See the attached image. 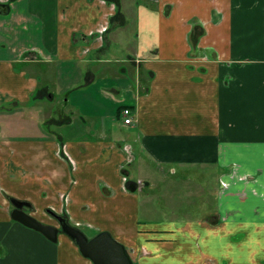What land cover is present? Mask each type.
I'll list each match as a JSON object with an SVG mask.
<instances>
[{"label":"crops","instance_id":"1","mask_svg":"<svg viewBox=\"0 0 264 264\" xmlns=\"http://www.w3.org/2000/svg\"><path fill=\"white\" fill-rule=\"evenodd\" d=\"M112 3L0 0L1 106L24 112L60 81L70 113L36 136L0 134V264H92L63 232L52 242L13 220L10 198L43 223L51 210L108 231L136 264H264V0H144L128 16L154 46L135 34L110 63L127 19ZM179 172L195 178L179 188L193 219H144L156 188L176 201Z\"/></svg>","mask_w":264,"mask_h":264},{"label":"rangeland","instance_id":"2","mask_svg":"<svg viewBox=\"0 0 264 264\" xmlns=\"http://www.w3.org/2000/svg\"><path fill=\"white\" fill-rule=\"evenodd\" d=\"M143 2L144 0H115V1L113 0L111 9L114 11L116 10V6L119 5L120 9L127 16V19H126L124 27H120V28L117 27L115 29L116 36H118L119 33L120 34L125 33L124 34L125 43L123 45L117 43L116 41L118 40L116 39V37H114L115 39L111 40V43H112L111 48L107 54L110 63L115 62V59L117 58L124 59V55H125L124 52L127 51L129 46L131 45V43L129 44L127 42H129L130 38L133 37V35L135 34H136L135 38L137 40L136 42H139L140 45L143 46V44L147 45L148 43H152V45L154 46V43L156 42L155 33L152 30H150L149 27L144 28V26H138L137 23L133 24L131 21V18H129L128 16L130 15V17H132L131 13H129L128 10H131L134 12L135 10L139 8V5L143 4ZM110 19H111V16L109 17V21ZM102 25L106 27L107 29V22L103 23ZM36 30H37V27L30 26L28 30H26L25 40L29 41V38L31 37L29 36L30 35L29 33L31 32L35 34ZM30 42L33 43V39H31ZM23 43H25L26 46L28 47L31 45H36L34 43L28 44L24 41ZM114 66L115 65L108 64L107 66L104 67V70L111 71L112 69H114ZM59 82L60 81L58 82L56 81L55 83L56 86L54 87H53L54 84H52L50 88V98H45L41 102L33 103V107L28 108L30 112L27 109L24 112H22L21 110H19L21 112H18L17 108L8 107L6 104H3L1 106V103H0V134L2 135L9 134L10 136H12V135H16L17 133H20L21 136H29V137L36 136L40 134L39 131L41 132L44 131V129L41 126L42 120H48L52 118L56 119L57 117L59 119H63L65 114L70 115V113L67 112L68 109L64 107V102L61 97L63 95L59 94V93H63L60 90L61 88H60ZM62 84H63V81H62ZM6 109H8V111H6ZM97 119L99 118L92 117L90 121L88 120V122L94 123V121ZM22 122L23 123L28 122V124L30 125L32 122H34V124L39 125L40 129L37 130V129L28 128L27 123L25 124V128H23V130L22 128H17V123H22ZM6 123L8 126H5ZM83 131H85V129ZM180 173L181 172L177 173V175H175L172 178V179L175 178L176 180H178L177 186L179 187L178 189L176 188L177 191L175 192V196L171 195V197H175L176 201L171 202V203L167 202L166 198H162L160 190L159 189L157 190L156 188L152 193H150V195L152 196V205H154L155 207V209L153 210L154 212L150 213L149 211V214H146V216H145V213L144 214L142 213L141 216H144L143 217L144 219L151 220V221H160V220H173V221L188 220L189 221L193 219V215L198 212V209L195 207V205L197 204L196 198L194 199V197L190 194L189 190H188V193H183L181 192L179 188L189 187V186L191 187L193 185L192 180H195V178H192L191 175L188 176V174L187 173L185 174V172H183L184 174L182 175H180ZM219 180L220 181H219L218 186L220 188H226L228 186L227 182H225L222 178H220ZM198 199L201 203H203L202 201L203 197L201 198L199 197ZM11 206L13 208L12 204ZM143 207L144 206L142 204V208ZM24 210L26 212L28 211L30 212L28 208H24ZM54 220L55 221L53 222V225L58 226L57 220L55 218ZM84 230L86 233L91 232L87 229H84ZM263 258H264L263 256H259V263L262 262Z\"/></svg>","mask_w":264,"mask_h":264},{"label":"water","instance_id":"3","mask_svg":"<svg viewBox=\"0 0 264 264\" xmlns=\"http://www.w3.org/2000/svg\"><path fill=\"white\" fill-rule=\"evenodd\" d=\"M10 202L13 205L10 213L13 220L40 232L52 242L57 241L58 232L62 231L77 245L80 254L92 264H135L126 247L108 231H99L88 237L77 226L68 223L66 218L51 210L48 212L57 220L58 226L43 223L26 212L24 206L30 205L26 201L10 198Z\"/></svg>","mask_w":264,"mask_h":264},{"label":"built area","instance_id":"4","mask_svg":"<svg viewBox=\"0 0 264 264\" xmlns=\"http://www.w3.org/2000/svg\"><path fill=\"white\" fill-rule=\"evenodd\" d=\"M102 29H106V27L101 26ZM122 116L124 117V123L125 124H130L132 123V118H131V112L129 108H123L121 111Z\"/></svg>","mask_w":264,"mask_h":264},{"label":"flooded vegetation","instance_id":"5","mask_svg":"<svg viewBox=\"0 0 264 264\" xmlns=\"http://www.w3.org/2000/svg\"><path fill=\"white\" fill-rule=\"evenodd\" d=\"M27 206H24V208H26Z\"/></svg>","mask_w":264,"mask_h":264},{"label":"trees","instance_id":"6","mask_svg":"<svg viewBox=\"0 0 264 264\" xmlns=\"http://www.w3.org/2000/svg\"><path fill=\"white\" fill-rule=\"evenodd\" d=\"M136 264V263H135Z\"/></svg>","mask_w":264,"mask_h":264}]
</instances>
